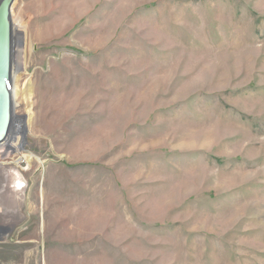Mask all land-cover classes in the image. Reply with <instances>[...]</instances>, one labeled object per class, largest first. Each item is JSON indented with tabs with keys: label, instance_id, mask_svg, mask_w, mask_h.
<instances>
[{
	"label": "rangeland",
	"instance_id": "rangeland-1",
	"mask_svg": "<svg viewBox=\"0 0 264 264\" xmlns=\"http://www.w3.org/2000/svg\"><path fill=\"white\" fill-rule=\"evenodd\" d=\"M10 19L0 264H264V0H13Z\"/></svg>",
	"mask_w": 264,
	"mask_h": 264
},
{
	"label": "water",
	"instance_id": "water-1",
	"mask_svg": "<svg viewBox=\"0 0 264 264\" xmlns=\"http://www.w3.org/2000/svg\"><path fill=\"white\" fill-rule=\"evenodd\" d=\"M12 2L13 0H0V143L13 138V134L21 132L19 129L23 127L14 118L10 89L13 50L12 22L10 19ZM16 121H18L17 124Z\"/></svg>",
	"mask_w": 264,
	"mask_h": 264
},
{
	"label": "bare ground",
	"instance_id": "bare-ground-1",
	"mask_svg": "<svg viewBox=\"0 0 264 264\" xmlns=\"http://www.w3.org/2000/svg\"><path fill=\"white\" fill-rule=\"evenodd\" d=\"M12 32H13V29H12ZM14 48V47H13ZM12 48V49H13ZM14 52H15V50H14ZM19 56V52H18V54H17V57ZM14 58H15V56H14V54L12 53V62H14ZM18 59V58H17ZM19 66V68H20V65H18ZM18 68V67H17ZM14 70H16L15 68H12L11 69V73L14 71ZM57 105V104H56ZM65 105V104H64ZM9 140L10 139H8V140H6V141H4V146H5V148H7V147H9V144H8V142H9ZM10 149V148H9ZM16 149V148H15ZM11 151L12 150H14V149H10ZM21 161H24V166H23V168L25 169L26 167H28V165H29V161H30V157L28 156V157H25L24 155H22V156H20L16 161H15V163L16 164H18V163H20ZM22 163V162H21ZM31 163V162H30ZM21 174V173H20ZM21 188V187H20Z\"/></svg>",
	"mask_w": 264,
	"mask_h": 264
}]
</instances>
